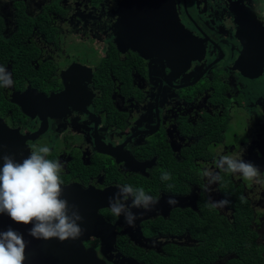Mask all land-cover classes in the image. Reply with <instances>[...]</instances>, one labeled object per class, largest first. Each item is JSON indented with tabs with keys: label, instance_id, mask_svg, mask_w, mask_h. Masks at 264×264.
Returning a JSON list of instances; mask_svg holds the SVG:
<instances>
[{
	"label": "flooded vegetation",
	"instance_id": "1",
	"mask_svg": "<svg viewBox=\"0 0 264 264\" xmlns=\"http://www.w3.org/2000/svg\"><path fill=\"white\" fill-rule=\"evenodd\" d=\"M261 4L0 0V67L13 81L0 85L5 156L47 146L65 198L70 187L101 193L106 226L82 241L96 255L48 264H231L248 246L264 255ZM224 155L259 176L223 172ZM124 185L159 201L146 211L129 195L134 226L109 204Z\"/></svg>",
	"mask_w": 264,
	"mask_h": 264
},
{
	"label": "clouds",
	"instance_id": "2",
	"mask_svg": "<svg viewBox=\"0 0 264 264\" xmlns=\"http://www.w3.org/2000/svg\"><path fill=\"white\" fill-rule=\"evenodd\" d=\"M264 8V4H261ZM13 84L11 74L0 67V85L9 87ZM50 149L47 146L33 147L30 155L21 162L11 156H4L0 167V214L7 215L14 223L31 225L28 234L35 239L60 241L76 239L82 234L80 222L82 217L77 211H70L68 201L61 198L62 181L60 173L63 165L59 161L48 159ZM217 168L223 172L240 174L244 180L253 181L259 176V168L252 162L224 155L220 157ZM209 184L219 180V174L205 171ZM162 180L170 179V174L163 173ZM258 182V181H257ZM129 195L132 196L130 207L151 210L158 200L145 194L142 188L134 190L124 185L109 198L111 212L125 217L129 226H134L137 218L125 205ZM171 206L175 199L169 198ZM228 200L213 201V207H225ZM25 241L23 235L9 227L0 232V264H23Z\"/></svg>",
	"mask_w": 264,
	"mask_h": 264
},
{
	"label": "water",
	"instance_id": "3",
	"mask_svg": "<svg viewBox=\"0 0 264 264\" xmlns=\"http://www.w3.org/2000/svg\"><path fill=\"white\" fill-rule=\"evenodd\" d=\"M0 125L2 128L7 127L2 121H0ZM4 150L3 145H0L1 159L5 156ZM0 167H2V165ZM65 196H67V198L64 197V191H62L61 198L68 201L70 211H77L82 217V221L80 222L82 234L76 239L64 241H60L56 238L48 240L35 239L28 234L31 225L26 226L14 223L7 215L0 214V232L6 231L11 227L16 232L23 235L25 241L24 255L29 259V263H31L32 257H38V264H48L52 263L49 257L96 255L92 250H85L82 241L87 239L97 226L99 228L106 226L105 219L98 214V202L101 193H96L93 190L80 189L79 187H70V190L68 189L66 191ZM97 232H99V229L95 231V234H97Z\"/></svg>",
	"mask_w": 264,
	"mask_h": 264
},
{
	"label": "trees",
	"instance_id": "4",
	"mask_svg": "<svg viewBox=\"0 0 264 264\" xmlns=\"http://www.w3.org/2000/svg\"><path fill=\"white\" fill-rule=\"evenodd\" d=\"M249 238H246V246L247 242H249ZM231 264H264V255L260 254L254 247H247V254L243 258L242 262L235 261Z\"/></svg>",
	"mask_w": 264,
	"mask_h": 264
}]
</instances>
